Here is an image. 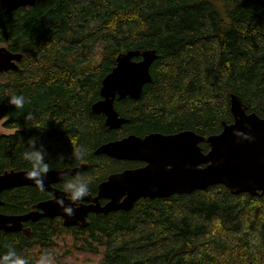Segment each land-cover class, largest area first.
Returning a JSON list of instances; mask_svg holds the SVG:
<instances>
[{
	"label": "trees",
	"instance_id": "obj_1",
	"mask_svg": "<svg viewBox=\"0 0 264 264\" xmlns=\"http://www.w3.org/2000/svg\"><path fill=\"white\" fill-rule=\"evenodd\" d=\"M0 43L22 53L21 67L0 83V117H9L1 126L14 130L0 133L1 171H30L23 154L35 138L50 169L86 164L73 176L90 179L93 195L109 175L139 166L95 155L103 143L184 130L218 134L232 122L230 94L264 118V0H38L9 14L0 5ZM95 46L101 47L96 69L90 65ZM147 49L157 54L151 81L138 99L114 101L128 122L109 129L90 109L100 99L101 80L119 53ZM13 94L25 97L23 109L8 103ZM29 113L32 120L25 119ZM77 145L88 148L84 159L67 158ZM58 187L64 191V181ZM48 198L30 186L6 190L0 213L21 215ZM87 222L65 228L59 218H44L28 224L27 234L0 232V256L15 250L37 264L47 252L55 263L66 246L55 238L65 235L70 248L91 254L83 264L96 258L94 264H264V194L232 195L214 185L140 199L129 211Z\"/></svg>",
	"mask_w": 264,
	"mask_h": 264
},
{
	"label": "water",
	"instance_id": "obj_2",
	"mask_svg": "<svg viewBox=\"0 0 264 264\" xmlns=\"http://www.w3.org/2000/svg\"><path fill=\"white\" fill-rule=\"evenodd\" d=\"M37 0H1L5 14L21 7H32ZM22 54L0 47V74L17 71ZM134 59V61H132ZM137 59V60H135ZM157 59L155 50H127L115 58V66L101 80L99 97L91 105V112L105 117L109 129H117L128 122L114 109L115 100L138 99L144 85L151 81L150 67ZM231 123H223L218 134L201 136L184 130L164 135L151 133L144 137L128 135L122 139L99 145L95 155H105L116 160L140 161L145 166L126 169L109 175L98 184L95 196L87 195L81 204L71 206L74 214L69 217L57 205V198L65 191L53 187L68 175H76L87 168L78 167L50 169L43 191L50 199L36 203L33 209L21 215L0 213V231L22 232L26 222L40 219L60 218L65 228H85L88 214H102L129 211L140 199H164L172 195L190 194L206 190L214 185L224 186L232 195L240 193L252 197L264 194V118L247 113L246 106L235 95H229ZM236 131L253 135L248 142L234 135ZM209 149L203 152L200 144ZM29 170H0V194L18 187H35L27 178ZM100 200L106 203L101 204ZM87 202L88 204H84ZM65 203L69 201L65 199ZM2 202L0 200V206Z\"/></svg>",
	"mask_w": 264,
	"mask_h": 264
},
{
	"label": "clouds",
	"instance_id": "obj_3",
	"mask_svg": "<svg viewBox=\"0 0 264 264\" xmlns=\"http://www.w3.org/2000/svg\"><path fill=\"white\" fill-rule=\"evenodd\" d=\"M8 103L15 109H23L26 103L23 95L13 94L9 97ZM9 117L6 114L0 117V122L7 120ZM26 120H32L33 116L29 113ZM234 135L242 137L248 142L255 140V137L250 134L236 131ZM88 148L85 145H77L68 154L67 158L73 160H82L86 156ZM46 150L42 145L37 146L35 138L28 140V147L24 152V159L30 164V171L27 173V178L37 185L41 190L44 189L47 173L50 170V165L46 159ZM65 196L57 198L56 203L62 209V211L69 217L74 214V208L71 206L75 202L82 200L89 194L90 179H84L82 176L68 175L63 178ZM65 199L69 201L65 203ZM0 264H27V261L22 256H19L15 250H10L4 255L0 256ZM37 264H54V257L51 253H44L38 259Z\"/></svg>",
	"mask_w": 264,
	"mask_h": 264
},
{
	"label": "rangeland",
	"instance_id": "obj_4",
	"mask_svg": "<svg viewBox=\"0 0 264 264\" xmlns=\"http://www.w3.org/2000/svg\"><path fill=\"white\" fill-rule=\"evenodd\" d=\"M0 47H6V44H2L0 43ZM22 54V53H21ZM94 55L95 58L93 59V57H90V65L95 69L96 67H98V65L101 63V47L95 46L94 48ZM21 69V68H20ZM10 75L6 74V77L4 78H0V83L1 82H5L7 81V79H9ZM2 122H0V133L3 134H12L14 132V130H6V129H2L1 126ZM67 238H69L67 236ZM64 239H66L65 235H61V238H55V243L56 244H64L66 245L65 247L63 246L60 251V249H58L57 252H59V254L57 253V256L59 259H56V262L54 264H83V261L85 259L90 258L91 254L82 251V250H78V249H72L70 248V239H67L66 241H64ZM62 240L64 242H62ZM60 248V247H59ZM97 261V258L91 262H88L87 264H94Z\"/></svg>",
	"mask_w": 264,
	"mask_h": 264
},
{
	"label": "flooded vegetation",
	"instance_id": "obj_5",
	"mask_svg": "<svg viewBox=\"0 0 264 264\" xmlns=\"http://www.w3.org/2000/svg\"><path fill=\"white\" fill-rule=\"evenodd\" d=\"M38 1V0H37ZM36 1V2H37ZM36 4V3H35ZM0 5H1V7L3 8V12H4V14H5V8L3 7V5H2V3H1V0H0ZM33 7V6H32ZM32 7H21V8H18L17 10H15V11H13V12H11V13H14V12H16V11H18V10H20V9H31ZM9 14V13H8ZM17 64H18V67H21V64H19V62H17ZM19 69V68H18ZM13 71H9V72H6L5 74H8V73H12ZM95 115V114H94ZM98 115H101V114H98ZM104 125H105V117H104ZM106 126V125H105ZM107 127V126H106ZM120 128V127H119ZM118 129V128H117ZM113 130V129H112ZM118 161H125V162H133V163H135V162H138V164H139V166H137V167H135V168H138V167H142V166H145V163H143V162H140V161H128V160H118ZM126 169H133V168H126ZM125 169V170H126ZM63 182V180L60 182V183H62ZM60 183H57V184H55V185H53V187H55V188H59L58 187V185L60 184ZM100 184V183H99ZM98 186V185H97ZM97 188V187H96ZM60 190H62V189H60ZM63 191V190H62ZM47 193V192H46ZM95 194H96V192H95ZM95 194H93V195H91V194H89V195H91V196H95ZM49 195V198L48 199H50L51 198V195L50 194H48ZM84 204H88L87 202H83ZM100 203L101 204H104V203H106V201L105 200H100ZM75 204V206H77L78 204H81V202L80 201H78V202H75L74 203ZM34 206V205H33ZM32 209H33V207H32ZM31 209V210H32ZM30 210V211H31ZM29 212V211H28ZM27 213V212H26ZM25 214V213H24ZM91 215H96V214H88V216H87V218L89 217V216H91ZM100 215V214H99ZM60 219V218H59ZM51 220V219H50ZM53 220V219H52ZM61 220V219H60ZM39 221V220H38ZM37 222V221H36ZM62 222V221H61ZM33 223H35V222H33ZM28 224H32V222H26V223H24V228H27L28 227ZM76 228V227H75ZM0 232H3V231H0ZM5 233V232H4ZM18 233H22V232H18Z\"/></svg>",
	"mask_w": 264,
	"mask_h": 264
},
{
	"label": "bare ground",
	"instance_id": "obj_6",
	"mask_svg": "<svg viewBox=\"0 0 264 264\" xmlns=\"http://www.w3.org/2000/svg\"><path fill=\"white\" fill-rule=\"evenodd\" d=\"M21 59H22V58H21ZM135 60H137V59H135ZM20 61H21V60H20ZM20 61H19V62H20ZM132 61H134V59H132ZM114 66H115V65H114ZM4 171H5V170H4ZM7 171H9V170H7ZM16 171H17V170H16ZM1 172H3V171H1ZM130 210H131V209H130Z\"/></svg>",
	"mask_w": 264,
	"mask_h": 264
}]
</instances>
